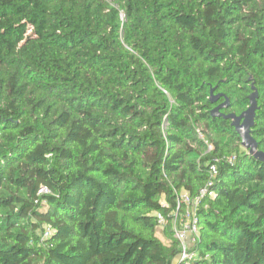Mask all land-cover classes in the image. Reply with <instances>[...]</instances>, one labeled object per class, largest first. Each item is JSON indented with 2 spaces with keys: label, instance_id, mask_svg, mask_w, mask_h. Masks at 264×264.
<instances>
[{
  "label": "trees",
  "instance_id": "1",
  "mask_svg": "<svg viewBox=\"0 0 264 264\" xmlns=\"http://www.w3.org/2000/svg\"><path fill=\"white\" fill-rule=\"evenodd\" d=\"M251 81L264 152V0H0V264H172L201 189L193 264H264Z\"/></svg>",
  "mask_w": 264,
  "mask_h": 264
},
{
  "label": "built area",
  "instance_id": "2",
  "mask_svg": "<svg viewBox=\"0 0 264 264\" xmlns=\"http://www.w3.org/2000/svg\"><path fill=\"white\" fill-rule=\"evenodd\" d=\"M211 148V146H209ZM235 160V156L228 157V161L231 163ZM217 173L216 166H211V175L214 177ZM48 190L45 187L39 189V193H47ZM206 193L205 189H201L196 196L182 190L176 194L175 202L176 208H173L169 213L170 227L173 234V238L177 241L178 253L174 259L176 264H193L195 262L204 259L200 255L199 251L195 249L196 243L199 240L200 230L197 218V208L200 198ZM162 204L165 207L170 205L162 200ZM157 223L159 228H163L166 223V218L158 213ZM49 229L44 231V236L48 235Z\"/></svg>",
  "mask_w": 264,
  "mask_h": 264
},
{
  "label": "water",
  "instance_id": "3",
  "mask_svg": "<svg viewBox=\"0 0 264 264\" xmlns=\"http://www.w3.org/2000/svg\"><path fill=\"white\" fill-rule=\"evenodd\" d=\"M251 80V77L249 78ZM251 93L248 96L249 105L239 114L223 113L222 109L229 107L228 99H225L221 103L217 104L212 110L211 115L215 117H221L226 120H230V125L235 129V132L240 137V144L242 148L247 149L256 160L264 161V152L258 150V144L251 135V128L254 126L255 111L257 110V97L258 92L254 81L250 84ZM211 103L216 102L222 94H213V90H210Z\"/></svg>",
  "mask_w": 264,
  "mask_h": 264
},
{
  "label": "rangeland",
  "instance_id": "4",
  "mask_svg": "<svg viewBox=\"0 0 264 264\" xmlns=\"http://www.w3.org/2000/svg\"><path fill=\"white\" fill-rule=\"evenodd\" d=\"M157 235H158V236H159V238H161L162 240H165V239H164V237H163V234H162V229H161V228H158Z\"/></svg>",
  "mask_w": 264,
  "mask_h": 264
},
{
  "label": "crops",
  "instance_id": "5",
  "mask_svg": "<svg viewBox=\"0 0 264 264\" xmlns=\"http://www.w3.org/2000/svg\"><path fill=\"white\" fill-rule=\"evenodd\" d=\"M164 239L165 240H163V241H166V238L164 237ZM172 264H176V259H174L173 261H172Z\"/></svg>",
  "mask_w": 264,
  "mask_h": 264
}]
</instances>
